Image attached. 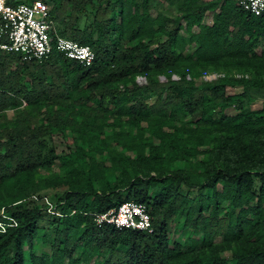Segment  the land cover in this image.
<instances>
[{"label":"trees","instance_id":"trees-1","mask_svg":"<svg viewBox=\"0 0 264 264\" xmlns=\"http://www.w3.org/2000/svg\"><path fill=\"white\" fill-rule=\"evenodd\" d=\"M42 1L56 34L93 61L0 51V264H264V12L233 0ZM152 4L168 9L152 17ZM55 187L62 217L48 215L52 237L39 236L45 212L30 196ZM123 202L144 205L150 232L88 217ZM168 223L187 237L170 239Z\"/></svg>","mask_w":264,"mask_h":264},{"label":"built area","instance_id":"built-area-1","mask_svg":"<svg viewBox=\"0 0 264 264\" xmlns=\"http://www.w3.org/2000/svg\"><path fill=\"white\" fill-rule=\"evenodd\" d=\"M233 1L237 7L253 16L264 12V0ZM0 51L17 54L20 61L45 59L52 51L83 66H89L93 61L89 47L56 34L49 19L47 4L42 0H0ZM217 77L212 74V79L206 81H213ZM30 198L38 199L34 196ZM39 199L46 214L62 217L56 206H52L45 197ZM88 217L97 228L109 226L117 230L150 232L145 207L139 203L123 202L116 209L90 213Z\"/></svg>","mask_w":264,"mask_h":264},{"label":"rangeland","instance_id":"rangeland-1","mask_svg":"<svg viewBox=\"0 0 264 264\" xmlns=\"http://www.w3.org/2000/svg\"><path fill=\"white\" fill-rule=\"evenodd\" d=\"M167 9H168V5L167 4H152V6L149 9V13H150V15L152 17H154L158 12H163V11H165ZM172 15H176L177 16V12L175 11L174 8H172ZM211 19H212L211 13L207 12L203 16L202 23L208 25V24L211 23ZM193 32H197V29L193 28ZM191 48H193V46H191ZM211 79H212V73H206V74H204L201 77V80H211ZM159 80L161 82H164V79L161 78V77L159 78ZM135 82L138 85H142L144 83V80L141 77H137L135 79ZM152 101H153V99L149 100L148 103H151ZM258 106H259V102L256 101V103L254 104L253 107L257 108ZM234 113L235 112L232 111V110H227L226 111V114H228V115H233ZM53 144H54V146H55V148L57 150V153H59V151L61 149H63L62 142H61L59 136H56V137L53 138ZM53 171H55V169H53ZM41 174H42V176H46L45 172H41ZM63 191H64V189L60 188V187L51 188V189H48L45 192H42L39 195L38 194L37 195L36 194L32 195L35 198L37 197L38 198L37 200L36 199H32V198H30V200H33L32 202H34V203L43 205V203L41 202V200L39 198L45 197L52 206H56L55 204L58 202V199L60 198V196L63 193ZM179 191H180L181 194H183V195L184 194H188L191 197L195 196V194L197 193L196 189H192V190L190 189L189 190V189H187V188H185L183 186L180 188ZM201 193H203V192H201ZM39 202H41V203H39ZM48 221H49L48 214L44 213V215H41V217L39 219V222H38V227H39L38 235L39 236H41L42 234H48V235H50L52 237L51 233L47 230ZM167 231L169 233L170 239H173V240H176V239L177 240H183L184 238L187 237V234H184V232L181 231V228L179 226L175 225L174 223H168ZM48 250H49V244L48 243L40 244L38 242L35 245V253L36 254H38L40 251L48 252ZM25 255H27V252L25 253ZM222 257H224L225 259H229L230 255H229L228 252H225V253L222 254Z\"/></svg>","mask_w":264,"mask_h":264}]
</instances>
